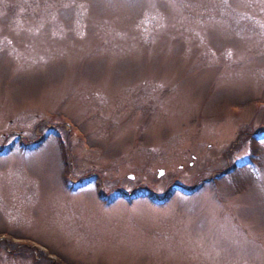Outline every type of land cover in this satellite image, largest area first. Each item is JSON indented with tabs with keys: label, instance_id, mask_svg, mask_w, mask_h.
Listing matches in <instances>:
<instances>
[{
	"label": "rangeland",
	"instance_id": "obj_1",
	"mask_svg": "<svg viewBox=\"0 0 264 264\" xmlns=\"http://www.w3.org/2000/svg\"><path fill=\"white\" fill-rule=\"evenodd\" d=\"M252 124L264 0H0V264H264Z\"/></svg>",
	"mask_w": 264,
	"mask_h": 264
},
{
	"label": "trees",
	"instance_id": "obj_2",
	"mask_svg": "<svg viewBox=\"0 0 264 264\" xmlns=\"http://www.w3.org/2000/svg\"><path fill=\"white\" fill-rule=\"evenodd\" d=\"M243 133L245 135H243L242 138H239V141L240 143H238V145H233L232 147H235V148H239L240 145H242V143H245L247 140H251V146H252V155L253 153H258V151L260 150L261 146L259 145V143H257L258 139H263L264 138V129H257V128H254L253 124L251 125L250 128H248L247 130H244ZM4 152H6L7 150H3ZM0 154H2V152H0ZM227 154H229V152H227ZM250 155V157L252 156ZM226 156V154H225ZM250 159V158H248ZM248 159L246 160L245 163H248ZM242 164V163H241ZM227 166L229 167L228 169H231L232 165L231 163L228 162ZM227 169V170H228ZM235 170H237V166L233 169H231L229 172H234ZM222 171L221 172H216L214 174V176L211 177V179L209 181H205L204 179H201L202 177L200 175H197L195 178H194V182H193V185L195 186L192 190L194 191H200L204 185L208 182L212 183L214 186H216L215 184L216 183H213L216 181V179L218 177H221L222 176ZM170 191V190H168ZM176 191H180L179 189H177ZM181 192V191H180ZM171 194V191L167 194V197H169ZM138 196V195H137ZM141 197V196H140ZM49 260V259H48ZM65 259L64 258H61V257H56L55 260H50V263L51 264H62L63 261ZM66 261V260H65ZM69 264H74V263H69Z\"/></svg>",
	"mask_w": 264,
	"mask_h": 264
},
{
	"label": "flooded vegetation",
	"instance_id": "obj_3",
	"mask_svg": "<svg viewBox=\"0 0 264 264\" xmlns=\"http://www.w3.org/2000/svg\"><path fill=\"white\" fill-rule=\"evenodd\" d=\"M180 191H181V189H179ZM182 192V191H181ZM122 197V196H121ZM149 197V196H148ZM122 198H124L125 200H128V201H132L133 199H136V198H138V196H136V198H135V196H132L131 198H127V197H122ZM150 198V200L152 201V202H154V203H156V204H162V203H164L165 202V200L167 199V196H165V197H163V198H158V199H153V198H151V197H149Z\"/></svg>",
	"mask_w": 264,
	"mask_h": 264
},
{
	"label": "water",
	"instance_id": "obj_4",
	"mask_svg": "<svg viewBox=\"0 0 264 264\" xmlns=\"http://www.w3.org/2000/svg\"><path fill=\"white\" fill-rule=\"evenodd\" d=\"M231 169H228L227 171H223L222 173H226L229 172ZM163 173V169H159L158 170V176H160ZM130 177H132V174L130 175ZM210 178L205 179V181H209Z\"/></svg>",
	"mask_w": 264,
	"mask_h": 264
}]
</instances>
